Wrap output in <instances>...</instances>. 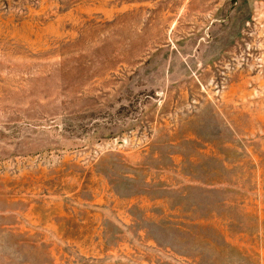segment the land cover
Segmentation results:
<instances>
[{
  "label": "rangeland",
  "instance_id": "1",
  "mask_svg": "<svg viewBox=\"0 0 264 264\" xmlns=\"http://www.w3.org/2000/svg\"><path fill=\"white\" fill-rule=\"evenodd\" d=\"M0 264H264V0H0Z\"/></svg>",
  "mask_w": 264,
  "mask_h": 264
}]
</instances>
